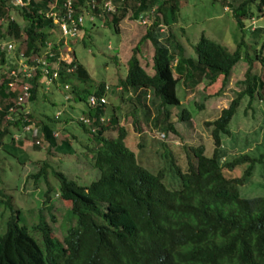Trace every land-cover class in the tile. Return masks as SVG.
I'll use <instances>...</instances> for the list:
<instances>
[{
    "label": "trees",
    "instance_id": "16d2710c",
    "mask_svg": "<svg viewBox=\"0 0 264 264\" xmlns=\"http://www.w3.org/2000/svg\"><path fill=\"white\" fill-rule=\"evenodd\" d=\"M49 1L30 0L26 7L17 8L19 15L27 21L21 30L18 20L7 18L12 9L9 0H0V16L5 15L0 23V37L22 39L26 53L36 51L50 37L46 27L53 21L39 12ZM102 1L96 0L95 11L102 12L97 18L102 19L103 24L117 26L128 10L134 18L140 13H152L142 38L151 39L154 45L151 65L154 71L150 73L140 63L139 45H136L128 58L125 76L119 82L122 89L142 91L153 88L166 132H176L169 117L170 106L181 101L176 90L179 81L189 88L202 81L212 84L219 76L224 82L235 63L245 58L249 65L241 81L243 87L227 106L221 108L217 117L207 122L212 126L214 141L210 155L204 152L202 143L187 145V165L181 168L173 154L166 151L167 164L153 172L139 163L128 146L127 128L119 123L113 108L108 112L105 103L88 104L90 94L101 96L106 93L105 83L93 84L87 69L76 60L70 63L75 64L72 71L60 70L59 80L71 85L69 98H86L87 106L80 112L91 118L90 125L94 130L77 121L87 133L86 154L99 174L89 183H79L62 170L53 168L59 181L58 198L69 204L67 222L63 221L64 209L60 208L62 212L59 210L57 215L53 210L56 202H51L52 186L47 184L40 207L42 211L48 210L42 213L44 218H38L30 227L19 221V209H15L6 219L5 230L0 231V264H264V195L249 196L240 192V186L249 180L264 154L251 156L244 152L222 163L218 153L221 135L229 133V122L242 97H249V105L255 93L264 101V82L251 71L253 57L247 49L244 48L243 53L241 50L246 44L245 33L242 32L233 49L201 34L193 44L195 56L187 55L178 41L176 51L171 52L156 37L160 21L176 20L178 0H112L113 12L100 7ZM86 3L87 0H75L74 6ZM228 4L237 27L243 31L253 14L262 12L264 0L227 1ZM259 29L257 26L252 31L255 34ZM175 55L176 62L173 63ZM255 56L264 65L261 48ZM41 77L44 76L37 73L31 80V102L37 97ZM5 82L3 77L0 81V142L4 135L12 133L2 123L9 106L14 105L12 97L17 92L16 89L6 90ZM195 103L198 107L204 106L200 101ZM27 116L38 126L35 134L25 133L31 136L35 149L45 141L56 151L74 152L73 140L80 138L74 131L59 142L53 134L52 122L60 116L45 113L37 119L32 109ZM102 116L108 119L100 120ZM190 117L187 108L178 115L180 120ZM23 120L19 113L10 123L20 127ZM113 128L117 129V134L108 136L106 131ZM36 139L40 143H36ZM17 142L21 144L23 140ZM47 164L50 167V163ZM242 164L245 166L240 175H226L225 168L232 170ZM45 167L32 174L34 181L46 174ZM168 170L172 181L177 177L175 186L165 183ZM0 203L11 207V196L1 193Z\"/></svg>",
    "mask_w": 264,
    "mask_h": 264
},
{
    "label": "rangeland",
    "instance_id": "374dc122",
    "mask_svg": "<svg viewBox=\"0 0 264 264\" xmlns=\"http://www.w3.org/2000/svg\"><path fill=\"white\" fill-rule=\"evenodd\" d=\"M227 1L238 0H178L176 20L160 21L156 38L160 43H165L171 52L176 51L175 43L178 41L183 45L187 55L195 56L193 44L201 34L233 49L244 32L243 39L246 44L241 47L242 53L244 48L250 51L253 57L251 71L257 73L264 82V65L255 56L260 48L264 54V6L262 12L253 14L249 26L241 31ZM11 11L22 30L27 21L19 15L17 7ZM151 14L150 12L144 14L146 21L142 22L138 17H132L131 11L128 10L117 26L103 24L99 18L90 22L85 14L82 31L72 38L59 37L60 30L54 22L46 29L50 35L49 39L64 45L63 56L73 57L87 69L93 84L104 82L107 85L104 102L107 111L113 108L118 115L119 123L126 126L128 131L126 142L135 152L139 163L155 172L167 164L168 156L164 155L166 151L173 154L181 168L187 165L185 149L187 145L202 143L205 147L204 152L208 155L212 153L214 146L212 126L207 122L217 117L221 108L227 106L243 87L241 81L249 64L245 58L238 60L224 82L222 76H219L212 84L202 81L189 88L185 82L179 81L176 90L181 101L170 106L169 117L176 132L171 130L166 132L162 110L158 112L159 99L155 97L153 88L142 91L133 88L122 89L119 82L125 76L128 58L136 45H139L137 56L140 63L150 73L154 71L151 66L154 45L151 39L142 38L152 19ZM257 26H260V29L254 34L252 29ZM15 40L18 46H25L22 39ZM176 57L177 55L174 56L173 63L176 62ZM4 75V70L0 71V81ZM70 88L71 85L69 89L56 85L48 88L40 86L36 99L33 102L29 100L26 106L33 110L37 119L43 117L45 113L52 116L61 109L60 117L53 121L52 125L58 142L72 131L80 137L73 140V153L56 151L45 141L39 149H35L30 135L10 123L11 118L8 115L3 118L2 124L7 125L12 133L4 135L0 142V195L4 192L11 196V207L0 203V231L5 230L6 219L15 209H19V221L30 227L38 218H44L42 213L44 211L47 213L48 210L42 211L40 207L47 184L52 186L51 202H56V208L53 210L57 215L59 210L62 212L64 209L63 221L67 222L70 215L69 204L58 198L59 181L53 174V168L62 170L79 183H89L99 174L98 168L92 166L91 158L86 154L87 133L77 121L80 111L87 106L86 98L70 97L66 100L64 95H71ZM195 101L202 102L204 106L198 107ZM248 101L247 95L242 97L229 122V133L221 135L218 153L222 163L244 152L251 156L264 154V101L258 98L256 93L250 105ZM183 108L189 110L191 117L180 120L178 115ZM107 119L105 117L104 121ZM106 134L115 136L117 129H109ZM20 140H23L21 144L17 142ZM48 162L50 167L46 165ZM42 166H46V174H42L34 181L32 174ZM244 166L238 165L232 170L225 168L224 171L227 176H238L244 170ZM169 171L166 179L164 178L165 183L168 186H175L177 177L172 181ZM240 192L249 196L264 195V157L256 163L249 180L240 186Z\"/></svg>",
    "mask_w": 264,
    "mask_h": 264
},
{
    "label": "built area",
    "instance_id": "2783aa9c",
    "mask_svg": "<svg viewBox=\"0 0 264 264\" xmlns=\"http://www.w3.org/2000/svg\"><path fill=\"white\" fill-rule=\"evenodd\" d=\"M30 0H9V4L24 8ZM75 0H50L48 6L45 9H39L45 16L50 17L54 23L57 24L60 35L59 37H76L82 31L84 26L85 14H87L88 20L92 22L95 18L102 15V12H96L97 3L96 0L87 1L86 5L74 6ZM108 12H113L115 9L112 0H103L100 4ZM144 13H140L138 16L139 21L145 22ZM8 19H14L13 14H9ZM0 17V22L3 20ZM25 47H19L17 41L13 37H0V68L4 70V77L6 79V90L16 89V94L12 97L14 105L9 106L8 115L9 118L14 119L21 113L24 120L20 129L24 133L35 134L38 130L34 120L28 115L31 109H28L26 103L29 102L31 94V80L33 77L40 73L43 75L41 86L48 88L51 85L58 87L68 88L69 82L62 83L59 80V71L64 72L72 71L75 64L70 65L74 61L73 57L63 56L62 48L64 45L58 42H54L52 39H47L36 51H30L28 53L24 50ZM107 89V85L105 84ZM65 99L69 98V95H64ZM88 104L93 106L95 104L105 102V94L96 96L90 94L88 96ZM1 108V106H0ZM61 109L55 112L54 116L57 117L61 114ZM16 113V116L14 115ZM104 116L100 117V120H104ZM78 121L91 126V130H94V126L91 124V118L89 116L80 113L78 115ZM56 131H53L54 136ZM164 135V133H162ZM36 143H40L38 139Z\"/></svg>",
    "mask_w": 264,
    "mask_h": 264
},
{
    "label": "crops",
    "instance_id": "0c3cea01",
    "mask_svg": "<svg viewBox=\"0 0 264 264\" xmlns=\"http://www.w3.org/2000/svg\"><path fill=\"white\" fill-rule=\"evenodd\" d=\"M11 8L13 9V8H15V7L11 5ZM17 8H18V7H17ZM12 9H11V10H12ZM11 10H10V12H9V13H11V12H12ZM0 17H3V18L5 19V15H2V16H0ZM4 19H3L1 22H3V21H4ZM14 19H15V18H14ZM1 22H0V23H1ZM13 38H14V37H13ZM19 47H21V46H19Z\"/></svg>",
    "mask_w": 264,
    "mask_h": 264
}]
</instances>
